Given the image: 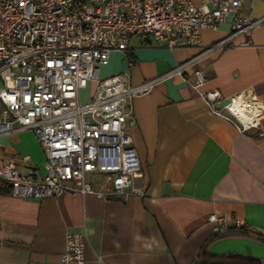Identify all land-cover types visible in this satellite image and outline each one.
Segmentation results:
<instances>
[{"label":"crops","instance_id":"crops-1","mask_svg":"<svg viewBox=\"0 0 264 264\" xmlns=\"http://www.w3.org/2000/svg\"><path fill=\"white\" fill-rule=\"evenodd\" d=\"M238 15L263 18L264 0H244ZM230 34L223 23L202 29L198 47L174 49L133 38L97 65V80L120 74L141 85ZM200 67L206 78L200 91L216 90L218 106L248 89L264 97V23L230 39ZM186 77L193 79L191 69ZM95 83H88L91 91ZM131 108L128 132L141 165L136 183L145 196L123 200L68 190L57 198H16L0 180V264H59L67 234L83 236L85 264H194L203 251L264 263V117L259 128L240 132L181 77L156 81L132 98ZM8 158L22 173L29 167L42 172L44 152L29 129L0 135V160ZM92 187L103 193L110 183ZM210 215L227 229L244 226L260 238H213Z\"/></svg>","mask_w":264,"mask_h":264},{"label":"built area","instance_id":"built-area-1","mask_svg":"<svg viewBox=\"0 0 264 264\" xmlns=\"http://www.w3.org/2000/svg\"><path fill=\"white\" fill-rule=\"evenodd\" d=\"M243 2L0 0V135L29 129L44 152L42 172L29 167L22 173L14 159L0 160V180L9 184V194L42 200L72 190L143 198L145 191L136 183L141 165L128 132L131 100L159 80L181 77L212 113L238 131L259 128L262 95L243 90L218 106L222 97L216 90L200 91L206 81L200 62L236 35L264 23V17H240ZM223 23L229 24L230 36L201 47L157 79L136 86L120 74L97 80V65H106L111 51H125L133 38L167 49L198 47L202 29L214 30ZM190 69L192 80L186 77ZM92 81L95 88L81 103L79 90ZM86 175L109 176L110 189L94 190ZM209 221L215 233L228 230L219 216L210 215ZM83 248L81 234H67L59 264H85Z\"/></svg>","mask_w":264,"mask_h":264},{"label":"trees","instance_id":"trees-1","mask_svg":"<svg viewBox=\"0 0 264 264\" xmlns=\"http://www.w3.org/2000/svg\"><path fill=\"white\" fill-rule=\"evenodd\" d=\"M10 193V189H9ZM226 235H246L260 238L253 234V232L246 229L244 226L238 229H228L226 232L218 234L215 233L213 238H218ZM264 241V238H260ZM194 264H264L256 258L241 256V255H211L207 254L205 251L201 252L199 260Z\"/></svg>","mask_w":264,"mask_h":264},{"label":"rangeland","instance_id":"rangeland-1","mask_svg":"<svg viewBox=\"0 0 264 264\" xmlns=\"http://www.w3.org/2000/svg\"><path fill=\"white\" fill-rule=\"evenodd\" d=\"M8 83H11V80H8ZM3 86V81L0 78V88ZM91 88L89 85H86L83 89L79 90L78 96L81 103L85 102L89 98ZM92 93V91H91ZM85 180L88 183H91L92 186L101 187L107 186L110 183V177L106 175H86Z\"/></svg>","mask_w":264,"mask_h":264}]
</instances>
